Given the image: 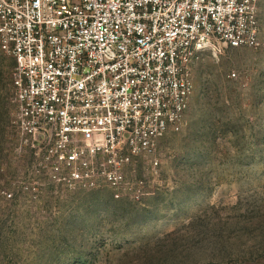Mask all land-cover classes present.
<instances>
[{"label":"rangeland","instance_id":"374dc122","mask_svg":"<svg viewBox=\"0 0 264 264\" xmlns=\"http://www.w3.org/2000/svg\"><path fill=\"white\" fill-rule=\"evenodd\" d=\"M260 19L259 47L201 56L138 199L37 172L13 123L16 60L0 46V264H264V0Z\"/></svg>","mask_w":264,"mask_h":264},{"label":"built area","instance_id":"2783aa9c","mask_svg":"<svg viewBox=\"0 0 264 264\" xmlns=\"http://www.w3.org/2000/svg\"><path fill=\"white\" fill-rule=\"evenodd\" d=\"M261 28L260 0H0L19 150L51 184L138 199L201 56L257 48Z\"/></svg>","mask_w":264,"mask_h":264}]
</instances>
